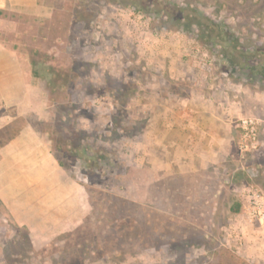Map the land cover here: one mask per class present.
I'll use <instances>...</instances> for the list:
<instances>
[{
  "label": "rangeland",
  "instance_id": "obj_1",
  "mask_svg": "<svg viewBox=\"0 0 264 264\" xmlns=\"http://www.w3.org/2000/svg\"><path fill=\"white\" fill-rule=\"evenodd\" d=\"M39 3L44 15L0 34L34 86L28 121L0 107V146L21 127L38 131L85 186L87 213L69 232L34 237L0 203V264H264V223L241 196L246 186L264 200V0ZM162 102L227 116L222 169L154 168ZM241 117L257 122L255 150L237 147Z\"/></svg>",
  "mask_w": 264,
  "mask_h": 264
},
{
  "label": "crops",
  "instance_id": "obj_2",
  "mask_svg": "<svg viewBox=\"0 0 264 264\" xmlns=\"http://www.w3.org/2000/svg\"><path fill=\"white\" fill-rule=\"evenodd\" d=\"M44 9L39 0H0V34L16 31L18 17L33 19L44 15ZM29 66L17 48L0 37V107L24 113L27 96L34 90ZM160 108L153 129L155 169L204 176L223 168L230 137L226 115L194 106L178 114L163 102ZM88 197L85 186L38 131L21 127L0 146L1 206L30 235L66 233L79 226Z\"/></svg>",
  "mask_w": 264,
  "mask_h": 264
},
{
  "label": "built area",
  "instance_id": "obj_3",
  "mask_svg": "<svg viewBox=\"0 0 264 264\" xmlns=\"http://www.w3.org/2000/svg\"><path fill=\"white\" fill-rule=\"evenodd\" d=\"M238 127L241 131V140L239 149L241 152L246 150H255L258 148L257 122L250 117H241L238 119ZM242 197H246L248 217L256 218L260 223H264V200L261 195L250 187L241 189Z\"/></svg>",
  "mask_w": 264,
  "mask_h": 264
},
{
  "label": "trees",
  "instance_id": "obj_4",
  "mask_svg": "<svg viewBox=\"0 0 264 264\" xmlns=\"http://www.w3.org/2000/svg\"><path fill=\"white\" fill-rule=\"evenodd\" d=\"M179 14H180V16L182 17L183 16V14H186V13H183L184 11H183V9H179ZM188 14V13H187ZM186 14V15H187ZM196 16V19H197V21H199V23H204L205 24V27H207V31H209V37H215L216 36V34H218V35H220L221 36V30H217L215 27H216V25H215V23H213V21H212V19H210L209 17H207L206 15H204L203 13H194ZM209 29V30H208ZM217 30V31H216ZM206 31V30H205ZM226 44H227V46H230L231 48H232V45H231V42L230 43H228V42H226L225 40L224 41H222V43H221V45L222 46H226ZM230 48V49H231ZM229 49V51H228V53H227V56H230L232 53H233V51H231ZM18 130V129H17ZM17 130L15 131V132H17ZM10 139V137L8 138V140ZM237 184L239 185L240 183H238L237 182ZM237 210V209H236Z\"/></svg>",
  "mask_w": 264,
  "mask_h": 264
}]
</instances>
